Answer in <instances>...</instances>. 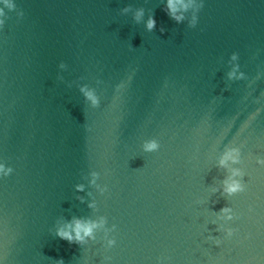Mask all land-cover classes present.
<instances>
[{
	"label": "water",
	"instance_id": "obj_1",
	"mask_svg": "<svg viewBox=\"0 0 264 264\" xmlns=\"http://www.w3.org/2000/svg\"><path fill=\"white\" fill-rule=\"evenodd\" d=\"M0 264H264V0H0Z\"/></svg>",
	"mask_w": 264,
	"mask_h": 264
}]
</instances>
